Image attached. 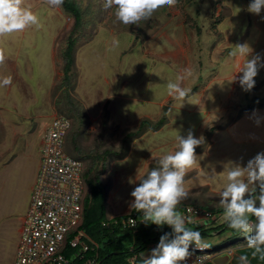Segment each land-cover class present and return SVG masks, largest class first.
I'll use <instances>...</instances> for the list:
<instances>
[{"label": "rangeland", "instance_id": "374dc122", "mask_svg": "<svg viewBox=\"0 0 264 264\" xmlns=\"http://www.w3.org/2000/svg\"><path fill=\"white\" fill-rule=\"evenodd\" d=\"M74 1L83 13L76 29L62 5L24 0L38 23L0 36L5 50L0 64V264L12 262L20 217L39 168L42 131L56 115L71 119L65 150L83 162L89 201L92 182L104 188L108 217L130 210L131 191L159 167L162 155L177 150L178 134L191 130L204 138L196 148L197 164L185 177L189 194L181 204L214 211L223 208L219 193L228 183L229 162L246 166L264 151V107L258 106L264 100V66L255 86L245 91L239 71L246 58L230 54L235 44L247 43L249 58L259 55L264 63V10L250 13L251 0H178L150 19L125 25L115 7L104 8L105 0ZM71 37L74 58L65 77L64 51ZM177 76L191 90L184 101L167 92ZM6 77L10 84L3 83ZM164 107L162 126L127 137L142 119L154 122ZM224 244H211L209 250L217 254Z\"/></svg>", "mask_w": 264, "mask_h": 264}, {"label": "clouds", "instance_id": "9594fccd", "mask_svg": "<svg viewBox=\"0 0 264 264\" xmlns=\"http://www.w3.org/2000/svg\"><path fill=\"white\" fill-rule=\"evenodd\" d=\"M47 2L59 7L63 0ZM177 3L178 0H105L104 8L115 7L117 20L125 25H135L150 19L161 7L171 8ZM23 4L24 0H0V36L38 23L36 14ZM247 10L259 15L264 10V0H251ZM251 51L247 43H238L230 53L233 57L246 58L239 71L242 73L239 84L245 91L255 86L254 78L264 66L259 55L249 58ZM4 61L5 50L0 48V64ZM183 79V76H177L176 82L167 84L168 95L180 101L186 100L191 91L182 87ZM3 83L10 84L11 77H6ZM176 140L177 150L162 155L158 160L159 167L148 172L130 193L129 207L143 213L145 224L167 225L171 229L160 236L149 254L141 257L142 264H187L194 250L208 247L201 233L188 227L193 221L178 211L181 202L188 198L185 177L197 164L196 148L204 138H196L190 130L186 136L178 134ZM229 163L228 183L219 193L224 218L230 228L247 234V245L254 249L252 256L259 254L264 259V151L249 159L246 166ZM250 185L254 187L250 188ZM239 259L241 264H248L247 256L242 255Z\"/></svg>", "mask_w": 264, "mask_h": 264}, {"label": "built area", "instance_id": "2783aa9c", "mask_svg": "<svg viewBox=\"0 0 264 264\" xmlns=\"http://www.w3.org/2000/svg\"><path fill=\"white\" fill-rule=\"evenodd\" d=\"M70 128L71 119L59 114L42 131L39 168L12 264H99L98 244L78 227L83 216L85 181L82 160L65 150ZM178 211L189 219L213 217L209 209L191 203ZM121 222L133 227L138 219L133 214ZM87 251L93 254L85 255ZM211 257L209 247L194 250L187 264H203Z\"/></svg>", "mask_w": 264, "mask_h": 264}, {"label": "trees", "instance_id": "16d2710c", "mask_svg": "<svg viewBox=\"0 0 264 264\" xmlns=\"http://www.w3.org/2000/svg\"><path fill=\"white\" fill-rule=\"evenodd\" d=\"M62 6L65 11L70 13L74 18L75 29L80 24L83 13L80 6L74 0H63ZM75 39L71 37L68 41L67 47L64 51V75L68 77L71 73V65L73 63V48ZM259 107H264V100L259 101ZM166 108L164 107L162 114L154 122L149 119H142L139 122L138 128L127 133L129 136H137L147 126L158 128L165 123ZM77 157V156H76ZM84 170V169H83ZM83 178L84 171H83ZM92 200L89 201L87 194L83 197V216L78 227L83 229L90 238L97 244V260L100 264H130L129 259L133 258L132 264H141V253L151 244H158L160 236L164 232H170L171 229L167 226L158 227L155 224H145L143 213L134 208H130L129 212L111 217L107 216L106 212V198L105 190L102 186L92 182ZM104 197V199H103ZM187 204V203H185ZM184 204L178 206L182 207ZM196 205V204H195ZM203 207V206H200ZM206 208V207H203ZM209 209V208H206ZM213 213L210 222L194 225L192 230H197L201 233L202 238L212 235L215 230L220 232L229 229L234 235L241 233L228 226L226 220L216 223L219 216L224 214V209L217 210L209 209ZM138 219L135 226L123 224L121 221L125 220L128 215H133ZM142 219V220H141ZM208 247L211 244H207ZM92 251H87L85 255H92ZM139 261V262H138Z\"/></svg>", "mask_w": 264, "mask_h": 264}, {"label": "crops", "instance_id": "0c3cea01", "mask_svg": "<svg viewBox=\"0 0 264 264\" xmlns=\"http://www.w3.org/2000/svg\"><path fill=\"white\" fill-rule=\"evenodd\" d=\"M26 209L27 208L25 207L23 212H22V215L20 217L21 223H22V218H23V215H24ZM191 220L194 222L195 225L211 221V220L204 219V218H196V219H191ZM224 220H225L224 216H219L216 220V223L222 222ZM21 223H20V227H21ZM20 227H19V234H20ZM204 238H203V240H204ZM208 238H210L211 240H209V241L204 240L205 243L216 245L215 247L220 246L219 244L225 243L223 246V247H225V249L222 250L221 252H217V254H212V257L210 259H208L207 261H205L203 264H217L214 261V259L219 257V256H222V255H227V259L222 264H241L239 258L242 255H245L248 257V264H264V259H261L259 254H257L256 257L252 256V252L254 251V249H251L248 247V245H247V234H245V233L241 232L237 235H234L229 229L223 230L221 232L219 229H217V230H215V232L212 235L208 236ZM18 239H19V237H18ZM18 239H17L16 246H15V249H14V252L12 255L11 264L13 263V259L15 256ZM233 243H234V245H231ZM151 245L152 246L155 245V246H153L155 248L157 244H151ZM143 253L144 252L141 253V255H140L141 257L144 256Z\"/></svg>", "mask_w": 264, "mask_h": 264}, {"label": "water", "instance_id": "95a60500", "mask_svg": "<svg viewBox=\"0 0 264 264\" xmlns=\"http://www.w3.org/2000/svg\"><path fill=\"white\" fill-rule=\"evenodd\" d=\"M227 259V255H222L214 259L217 264H222ZM100 264V262H99Z\"/></svg>", "mask_w": 264, "mask_h": 264}]
</instances>
